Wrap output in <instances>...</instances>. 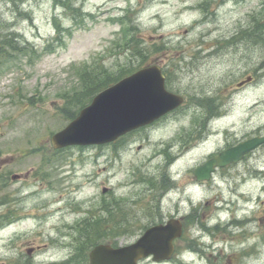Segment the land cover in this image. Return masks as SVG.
Listing matches in <instances>:
<instances>
[{"label": "rangeland", "instance_id": "rangeland-1", "mask_svg": "<svg viewBox=\"0 0 264 264\" xmlns=\"http://www.w3.org/2000/svg\"><path fill=\"white\" fill-rule=\"evenodd\" d=\"M72 5L75 11L55 0H0V42L8 37L33 48L13 55L7 50L14 58L0 56V162L13 159L5 170L25 177L0 191V223L6 216L13 221L0 226V264H64L76 258L89 243L78 231L81 221L118 200H124L127 224L106 240L102 229L98 244H132L164 216L191 204L181 190L165 198L164 179L181 186L206 153L245 134H264V0H72ZM56 24L73 31L62 34V43L55 40ZM134 34L149 46L139 69L158 63L167 89L187 103L129 134L116 150L113 144L55 150L53 135L72 121L64 97L82 94L79 68L99 61L111 73L133 69L140 62L133 57ZM257 35L258 43L251 38ZM249 76L253 82L238 88ZM208 109L215 128L209 150L183 156L180 130L204 123ZM254 164L253 176L230 178L228 184L217 178L222 187L217 202L219 190L189 193L204 210L202 220L246 217L248 225L234 230L254 234L252 220L264 217V148ZM258 226L261 237L250 241L258 244V253L244 264H264V223ZM91 249L76 263L90 264Z\"/></svg>", "mask_w": 264, "mask_h": 264}, {"label": "water", "instance_id": "water-1", "mask_svg": "<svg viewBox=\"0 0 264 264\" xmlns=\"http://www.w3.org/2000/svg\"><path fill=\"white\" fill-rule=\"evenodd\" d=\"M251 81L249 77L238 86ZM184 104L183 96L166 89L161 68L148 66L98 94L75 120L52 137V146L60 150L71 146L110 144ZM263 144L264 137L244 141L205 162L196 170L195 176L199 181H209L217 167L238 163ZM108 191V188L103 189L105 194ZM181 235V225L173 219L166 225L147 229L133 244L118 248L97 245L90 253V264H139L150 257L158 263L167 261L175 251L174 241Z\"/></svg>", "mask_w": 264, "mask_h": 264}, {"label": "flooded vegetation", "instance_id": "flooded-vegetation-1", "mask_svg": "<svg viewBox=\"0 0 264 264\" xmlns=\"http://www.w3.org/2000/svg\"><path fill=\"white\" fill-rule=\"evenodd\" d=\"M212 115L213 110L208 109L204 123L192 122L189 124V128H186L187 126H185L180 130L179 142L183 148V156H194L193 154L200 148L205 150V152L209 150L208 144L210 143L211 138L215 137L213 133L215 128L211 127L214 124L210 122ZM163 118L160 120H164ZM160 120L156 121L149 127L154 126ZM235 135H237V133ZM258 137H264V134L255 131L252 134H245L244 137L238 141L227 142L223 147L218 148L213 152L206 153V161L213 156L237 146L243 141ZM263 148L264 145L245 155L239 163L216 169L210 181L201 182L195 176L197 168L201 165L195 170H189L188 177L181 186H177V182L171 181L170 178L165 180L163 191L165 198L171 199L170 194H178L181 190L180 195L183 197V201H185V197H187L191 204L189 206V203H186L185 206L187 205L189 207L178 209L177 212H171L164 216L163 220L157 223L166 224L175 219L182 228V235L180 239L175 241V251L171 259L164 261L161 264H200L202 262L204 264H244L246 259H252L253 255L258 253V244L251 243L250 241L251 239L256 240L261 237L262 231L261 229L259 230L258 224L264 223L263 216L252 220L257 224V229L253 232L254 234H249L245 230H234L240 227L244 228L248 225V220L245 219L246 217H236V219L230 222H223L222 219H220V216L212 220L208 218H203L202 220V217H205L200 214L203 209L202 207H199L197 203L192 201L191 194L189 195V193L207 188H210L213 191L219 190V194L215 197V202H217L219 198H222V187L217 181V178L219 177L221 183L228 184L230 178H242L245 174L253 176V173H256V165L254 164L256 161V155ZM14 162L13 159L9 158L0 162V191L8 190L11 184L22 181L25 178L19 175V181L14 180L13 176L16 174H12L5 170L12 166ZM173 163L174 162H172V164ZM185 177L186 175H184L183 178ZM176 189H178V191ZM10 202L11 200L9 199L8 194H4L3 205H8ZM210 203V201H207L206 206H209ZM262 204H264V202H262ZM9 218L10 216L3 217L5 220H9ZM261 240L263 239L261 238ZM263 244L264 242L261 243V245ZM149 262L155 264L152 258L143 261L142 264H147Z\"/></svg>", "mask_w": 264, "mask_h": 264}, {"label": "trees", "instance_id": "trees-1", "mask_svg": "<svg viewBox=\"0 0 264 264\" xmlns=\"http://www.w3.org/2000/svg\"><path fill=\"white\" fill-rule=\"evenodd\" d=\"M55 1L56 3H59L60 6L66 8L67 10L70 9L72 11H75V8L72 5V0H55ZM56 27L58 29V36L55 38V40L59 43L63 42L64 37H62V34L66 33L68 36L70 32H73L71 28H63V27L61 28L60 25L57 24ZM134 31L136 33L138 30L136 28H133V32ZM243 35H247V33H244ZM259 37L260 35L251 38L254 39L256 43H258ZM126 43L130 44L128 38L126 39ZM1 44H3V46ZM143 44L140 43L136 34H134L133 57H138L140 59V62L138 63V65H134L133 69L126 68V69H122L118 73H111L109 72V70L105 65H101L100 63H97L99 61H96L94 66L86 64L79 68V72H80L79 81L83 89L81 92L82 94L74 95L72 97H67V98L64 97L66 101V110H70L71 112V114L69 115L71 120L77 116L76 111L84 107L88 102H91L97 94H99L104 89L112 86L113 84L117 83L122 78L126 77L128 74L138 70L141 67V65H143L146 62L145 59H147L148 57L146 53H149V46L148 45L143 46ZM29 48L30 46L27 43L24 46H20L13 39H9L8 37H5L0 42V56H3V58H5V56H7V58H14L10 54H8L7 50H9L10 53L13 55L14 52L20 54L25 53V51H28ZM32 49L29 51H32ZM50 49H51L50 46H48L47 51H50ZM144 54L146 55L144 56ZM6 63H10V60L4 62L2 65H5ZM125 140L126 137L120 139L119 142L116 145H114L115 150L118 149V147L122 146L125 143ZM123 201L124 200H118L115 202V204H105L103 210L98 209L96 210L95 213L90 214L88 218L81 221L80 226H78V231L83 239L86 236H89V243L88 246L82 249V251L78 254L76 258L81 257L84 254H87L89 249H91L101 241L100 237L102 235V229H104L105 232L104 239L106 240L112 237L110 235V232L127 224L128 220L123 219L125 218V215H127L128 213L127 209H125L123 206ZM118 220H123L126 222L119 223ZM93 235H95V238L94 237L92 238ZM79 238L80 237H78L76 241H79ZM80 245H82V243H80ZM76 258L74 256L73 258H71V261L76 262Z\"/></svg>", "mask_w": 264, "mask_h": 264}, {"label": "bare ground", "instance_id": "bare-ground-1", "mask_svg": "<svg viewBox=\"0 0 264 264\" xmlns=\"http://www.w3.org/2000/svg\"><path fill=\"white\" fill-rule=\"evenodd\" d=\"M173 157V156H172ZM174 158V157H173ZM35 193V192H34ZM31 195V194H30ZM31 214H33V216H34V213H31ZM37 215V214H36ZM33 216H31L30 218H29V220L30 221H33V219H35V217H33ZM28 217V216H27Z\"/></svg>", "mask_w": 264, "mask_h": 264}]
</instances>
